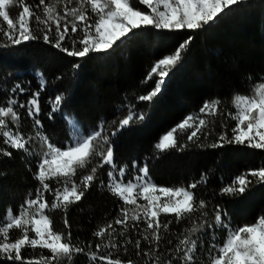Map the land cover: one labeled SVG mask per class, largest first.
<instances>
[{
	"label": "snow or ice",
	"instance_id": "snow-or-ice-1",
	"mask_svg": "<svg viewBox=\"0 0 264 264\" xmlns=\"http://www.w3.org/2000/svg\"><path fill=\"white\" fill-rule=\"evenodd\" d=\"M242 2L244 0H138L148 9L141 11L130 0H75V6L73 0H39L35 5L39 10L37 12L25 0H0V25L6 24V27H0V47H19L30 41L42 40L69 57L84 58L90 53L107 52L133 29L141 27L151 26L167 31L201 29L215 21L226 9H232ZM17 6L21 11L14 18L10 9ZM33 18L34 27L31 24ZM190 40L191 37L180 43L172 53L153 62L141 81L146 84L155 76L153 87L147 93L136 96L137 101L150 104L160 94L170 70L182 60V53ZM73 67L79 68L80 65ZM36 76L39 78L38 90L32 91L26 87L28 82L21 78L0 99V142L7 145V148L0 147V155L11 157L12 152L8 149H15L27 156L35 155L37 171L33 177L39 184L34 197L29 193V198L15 213L9 207L0 217V260L13 264H63L64 261L71 264L74 256L84 252V249L71 243L70 231L65 235L53 229V221L47 211L62 212L64 227H70L68 209L80 202L85 192L97 181L98 169L108 166L107 183L99 180L97 187L106 189L122 201V206L113 220L101 224L94 231L93 235L100 238L101 243L96 244L94 252L86 254L88 264H138L132 259H113V252L121 249L127 254L129 245L137 257H143L142 264H264V214L250 224L233 226L217 210L210 222L208 213L204 211L206 201L198 199L194 191L207 185V173H202L186 186L164 187L150 179L147 162L141 166L133 161L134 172L126 179L128 165L117 164L103 119L94 128L84 130L74 117L65 115L67 140L60 146L51 142L43 132L39 118V97L47 81L42 73H36ZM248 79L251 81L252 77L248 76ZM25 93L30 95L26 100H20L19 97ZM63 99V94H57L48 101L50 111L47 115L50 120L55 112L60 111ZM221 103L218 97L205 100L198 112L187 114L162 134L153 145L154 158L159 159L161 153L171 149L184 151L187 143L178 141L175 135L178 130L183 133L191 129L186 140L196 143L200 139L198 133L215 123L214 119L206 118L219 115ZM231 103L235 109L228 113V117L235 121L231 138L222 132L217 142L209 146L217 148L224 144H235L264 151V77L252 86L250 94L234 93ZM122 107L127 109V115L119 119L116 132L145 119V112L137 110L127 99ZM21 109L31 122V134L20 131ZM120 110L121 106H117V113ZM112 123L115 124L116 120ZM222 127L225 126L222 124ZM116 132H112V135L115 136ZM202 134L206 138L210 133ZM34 142L38 144L39 151L32 149ZM248 177L256 178L257 183L264 182V163L233 177L229 184L220 189L219 194H243L247 186L253 183ZM141 199L143 203L139 202ZM162 214L174 217L176 224L182 221L191 224L175 236V243L170 231L173 220L162 221ZM13 229L19 230L20 235L10 239V230ZM206 230L210 231L205 250L203 234ZM218 230L224 232L222 239ZM29 231L34 235L29 236ZM130 231L137 236L135 240L129 235ZM166 236L169 237L166 242L171 247L161 252V242ZM118 238L123 239L118 243ZM218 240L221 242L217 243ZM142 241L147 244L146 248L141 247ZM25 248L33 252L37 248L48 250L50 255L26 258L22 255ZM102 249L112 251L100 256Z\"/></svg>",
	"mask_w": 264,
	"mask_h": 264
},
{
	"label": "trees",
	"instance_id": "trees-1",
	"mask_svg": "<svg viewBox=\"0 0 264 264\" xmlns=\"http://www.w3.org/2000/svg\"><path fill=\"white\" fill-rule=\"evenodd\" d=\"M25 2L39 12L35 8L39 0ZM130 3L141 11L148 10L138 0H130ZM19 11V6L13 7L10 14L15 18ZM89 15H92L90 11ZM31 24L35 26L34 18ZM0 27H6V24ZM189 37L191 40L182 53V60L170 70L160 94L150 104L137 101L136 96L147 93L153 87L155 76L152 81L141 83L153 62L172 53ZM75 64L80 67L74 68ZM36 73H42L47 81L39 97V118L43 124V132L57 146L68 138L63 119L65 115L74 117L84 130L94 128L103 119L117 164L128 165L126 179L134 172L133 161L141 166L147 162L150 179L164 187L186 186L202 173H207V185L194 191L198 199L206 201L207 208L204 211L208 213L207 219L210 222L217 210L233 226L250 224L264 214V182L257 183L256 178L248 177L253 183L247 186L243 194H219L220 189L229 184L233 177L250 168L260 167L264 163V151L235 144H224L217 148L209 146L217 142L222 132H226L231 138L235 121L228 117V113L235 111L231 103L233 94H250L252 86L264 77V0H244L232 9H226L215 21L195 31L156 30L151 26L133 29L107 52L90 53L84 58L69 57L42 40L30 41L19 47H0V99L21 78L28 82L26 87L32 91L38 90L39 78ZM248 76L252 77L251 81ZM57 94H63L64 99L60 111L55 112L50 120L47 115L50 111L48 101L53 100ZM29 95L30 93H25L19 99L26 100ZM215 97L222 101L219 106L220 114L207 117L209 120L214 119L215 123L202 129V133L210 134L205 138L202 133H198L200 139L193 143L186 140L191 129L183 133L178 130L175 134L178 141L187 143L184 151L171 149L161 153L159 159L154 158L153 145L161 135L187 114L198 112L205 100ZM126 99L137 110L145 112V119L116 132L119 119L127 115V109L122 107ZM117 106H121L119 113ZM20 112V131L26 135L31 134V122L25 117L23 109ZM114 119L115 124L112 123ZM112 132H116V135L113 136ZM0 147L7 148V145L0 142ZM31 147L34 151H39L37 143L34 142ZM8 150L12 152L11 157L0 155V173H3L0 175V217L4 216L9 207L15 213L29 198V193L35 196V190L39 186L33 177V173L37 171V157L27 156L15 149ZM107 167L98 169L97 181L85 192L80 202L68 209L67 220L70 227H64L62 212L46 210L52 218L53 229L65 235L70 231L71 243L84 249V252L74 256L71 264H88L86 254L94 252L96 244L101 243L100 238L93 235L94 231L101 224L113 220L122 206V201L106 189L97 187L99 180L107 183ZM139 202L143 203V200ZM160 219L173 220L170 225L173 243L176 242L175 236L183 228L191 226L190 222L185 221L176 224L172 216L162 214ZM209 231L206 230L203 234L205 250L209 244ZM218 232L222 239L224 232ZM19 235V230H10V239ZM33 235L29 231V236ZM129 235L133 240L137 238L131 231ZM168 238L166 236L161 242V252L171 247L166 242ZM122 239L118 238L117 242ZM219 242L221 241L218 240L217 243ZM141 247L146 248L147 244L142 241ZM128 248L127 254L123 249L113 252V259H132L142 264L143 257H137L131 245ZM108 251L112 250L102 249L99 255L105 256ZM41 254L50 255L48 250L39 248L35 252L29 248L22 250V255L26 258L39 257ZM0 264L13 262L0 260ZM63 264L68 262L64 261Z\"/></svg>",
	"mask_w": 264,
	"mask_h": 264
},
{
	"label": "rangeland",
	"instance_id": "rangeland-1",
	"mask_svg": "<svg viewBox=\"0 0 264 264\" xmlns=\"http://www.w3.org/2000/svg\"><path fill=\"white\" fill-rule=\"evenodd\" d=\"M144 6H146V5H144ZM147 7V6H146ZM162 199H163V197H162ZM142 200V199H141Z\"/></svg>",
	"mask_w": 264,
	"mask_h": 264
}]
</instances>
